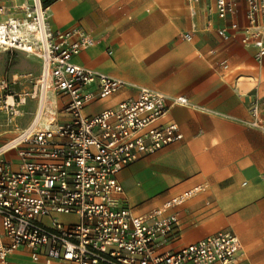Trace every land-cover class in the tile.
I'll list each match as a JSON object with an SVG mask.
<instances>
[{
	"label": "built area",
	"instance_id": "1",
	"mask_svg": "<svg viewBox=\"0 0 264 264\" xmlns=\"http://www.w3.org/2000/svg\"><path fill=\"white\" fill-rule=\"evenodd\" d=\"M207 1L208 14L219 20L236 16L243 4L244 24L232 22L217 34L228 40L229 31L241 32V43L254 48L255 60L264 59V0ZM49 20L42 0H0V52L40 62L28 91L17 94L8 81H0L2 108L36 103L30 124L0 147V264H9L19 250L34 262L239 264L242 248L233 233L174 247L179 223L172 210L193 192L141 215L133 214L122 197L118 175L123 169L183 139L175 124L158 121L169 105L187 106V99L141 88L135 99L85 115L90 103L110 98L125 84L76 65L74 58L94 40L81 29L53 30ZM183 38L190 40V34ZM51 93L67 100L64 121L56 117ZM249 116L245 124L264 131V111L257 104L249 106ZM11 152L15 167L3 159Z\"/></svg>",
	"mask_w": 264,
	"mask_h": 264
},
{
	"label": "crops",
	"instance_id": "2",
	"mask_svg": "<svg viewBox=\"0 0 264 264\" xmlns=\"http://www.w3.org/2000/svg\"><path fill=\"white\" fill-rule=\"evenodd\" d=\"M42 1L53 30L81 29L94 40L73 62L125 84L110 98L90 103L85 115L95 116L123 100L135 99L141 88L188 101L187 106L169 105L158 121L175 124L183 139L144 156L118 175L122 197L132 213L161 208L191 191L193 196L172 210L179 223L174 247L192 244L217 230L185 232L187 225L256 226L242 240L235 234L242 248L239 264H264V258L253 254L254 242L264 236V131L245 124L251 104L264 111V59L255 60L254 48L241 43V32L228 30V40L217 34L232 22L244 24L243 4L236 16L219 20L208 14L207 0L197 4L184 0ZM185 34H190V40L183 38ZM28 58L38 63L40 74V62ZM50 96L57 119L64 121L62 105L67 100ZM30 104L34 111L22 129L33 119L36 103L27 100L22 106L13 105L27 108ZM22 111H14L16 129ZM5 161L15 167L16 154ZM8 263L71 264L34 262L26 250L12 253Z\"/></svg>",
	"mask_w": 264,
	"mask_h": 264
},
{
	"label": "rangeland",
	"instance_id": "3",
	"mask_svg": "<svg viewBox=\"0 0 264 264\" xmlns=\"http://www.w3.org/2000/svg\"><path fill=\"white\" fill-rule=\"evenodd\" d=\"M39 75V65L38 63L28 58L26 55L19 52L12 53H2L0 52V80L4 79L9 82L10 89L17 94H21L24 90L31 87L32 82L37 79ZM10 99L8 100L9 104ZM17 109H22L20 112V118L18 123L19 129L14 127L16 119L13 118L14 111ZM34 111L32 104L27 108H0V147L10 140L14 136L16 130H20L26 126L31 118ZM4 160L15 159V152H11L3 157ZM182 218V216H180ZM215 227L217 230L211 234L215 235L217 233H233L236 234L241 240L243 236H249L253 231H256V226H244V225H187L185 226V232L190 229V232H201L207 228ZM244 252L248 256V249L244 242ZM256 245L253 250V254L256 259L261 260L264 258V236L257 239L254 242Z\"/></svg>",
	"mask_w": 264,
	"mask_h": 264
}]
</instances>
